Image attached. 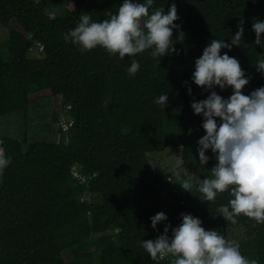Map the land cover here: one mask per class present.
Returning a JSON list of instances; mask_svg holds the SVG:
<instances>
[{
    "label": "trees",
    "instance_id": "obj_1",
    "mask_svg": "<svg viewBox=\"0 0 264 264\" xmlns=\"http://www.w3.org/2000/svg\"><path fill=\"white\" fill-rule=\"evenodd\" d=\"M52 1L0 0V24L9 33L0 41V117L26 115L34 94L61 95L72 116L68 128L60 126L58 141L25 147L26 138L0 135V151L10 158L0 170V264H171V256L152 260L141 242L162 234L166 224L179 226L181 213L200 218L206 229L244 226L241 253L264 264V224L244 215L232 224L219 216L229 191L218 193L215 201L200 199L197 186L217 160L209 149L208 163L200 164L204 117L191 107L194 99L210 94L192 80L196 59L212 39L231 43L240 20L241 46L221 54L240 61L249 78L244 94L264 86V73L255 64L264 58V47L254 43L252 28L256 20L264 21V0H174L179 16L174 23L182 26L185 39L175 43L177 52L159 57L160 64L152 49L121 59L99 46L82 52L65 41L82 14L102 22L123 0H74V8L62 16L49 13ZM172 3L154 0L150 11L163 7L167 13ZM180 30H173L174 38ZM133 60L140 65L134 76L127 71ZM215 91L228 98L233 90L217 86ZM165 94L166 107L155 103ZM181 145L178 166L189 176L198 170L192 192L182 188L174 168L154 173L148 158L150 152ZM75 166L85 182L74 177ZM86 193H96L99 200L82 199ZM158 212L168 220L154 229L150 217Z\"/></svg>",
    "mask_w": 264,
    "mask_h": 264
},
{
    "label": "clouds",
    "instance_id": "obj_2",
    "mask_svg": "<svg viewBox=\"0 0 264 264\" xmlns=\"http://www.w3.org/2000/svg\"><path fill=\"white\" fill-rule=\"evenodd\" d=\"M153 4L154 0H123L118 12L102 22H93L90 15L82 14L78 24L64 34V39L82 52L99 46L111 55L119 54L121 59L152 49L151 55L160 64L158 58L177 52L174 45L177 41L183 42L185 34L182 26L174 23L179 19L174 0L167 13L163 7L150 11ZM243 25L244 21L240 20L231 43L212 39L195 61L192 80L210 91L206 99H194L191 104L194 113L204 117L202 127L206 134L198 141L199 161L202 165L208 163L209 157L205 153L209 149L217 160L210 176L200 181L197 192L201 194L202 202H211L218 193L229 191L231 198L228 204L217 209L219 216L232 224L237 223L240 215L264 224V86L244 94L242 90L249 78L240 61L227 52L221 54L222 49L241 46ZM252 28L256 33L254 43L264 47V21L256 20ZM174 29H181L175 38ZM255 64L257 71L264 73V58ZM139 67V62L133 60L127 68L129 75L134 76ZM217 86L221 90L231 87L232 94L223 97L215 91ZM188 92L192 95L191 87ZM168 102L167 94L160 95L155 101L165 107ZM216 118H220L219 123ZM191 132L189 129V134ZM180 147L182 150L184 146ZM9 163L10 158L0 152V170ZM173 174L184 190L192 192L188 169L177 166ZM182 174L189 178L180 179ZM181 217L179 226L172 228L170 223L166 224L162 234L141 242L152 260L171 256V264H259L257 259H249L241 253L237 240L226 239L216 229H206L202 220L192 214L181 213ZM150 219L155 229L168 217L166 213L158 212Z\"/></svg>",
    "mask_w": 264,
    "mask_h": 264
},
{
    "label": "rangeland",
    "instance_id": "obj_3",
    "mask_svg": "<svg viewBox=\"0 0 264 264\" xmlns=\"http://www.w3.org/2000/svg\"><path fill=\"white\" fill-rule=\"evenodd\" d=\"M74 8V0H53L48 11L51 15H64ZM12 26L21 29L16 22ZM9 37L7 28L0 24V41ZM33 53L36 50L32 51ZM28 113L15 112L0 117V135L10 136L23 141L26 138L25 147L34 141H58L60 139V126L72 120L67 102L61 95L36 97L32 95ZM151 169L154 173H166L182 163L181 147L169 146L163 151L150 152L148 154ZM198 170L193 171L190 179L193 185L198 180ZM91 201L99 200V196L91 195ZM219 233L226 239H235L238 242L246 239L245 227L235 226L227 229H219Z\"/></svg>",
    "mask_w": 264,
    "mask_h": 264
},
{
    "label": "built area",
    "instance_id": "obj_4",
    "mask_svg": "<svg viewBox=\"0 0 264 264\" xmlns=\"http://www.w3.org/2000/svg\"><path fill=\"white\" fill-rule=\"evenodd\" d=\"M37 47H38L39 50H43L44 45L41 44V43H38V44H37ZM68 108L70 109V108H71V105H68ZM65 123H66V124H63V126H64V128L66 129V128H68L69 125H71L72 121L70 120V122H65ZM67 123H68V124H67ZM0 152H2V151H0ZM72 173H73L74 177L78 178L81 182H85V181H86V177L80 174V172L78 171V169H77L76 166L73 167ZM91 195H97V194H96V193H86V194L83 196L82 199H86V200L92 202V201L90 200Z\"/></svg>",
    "mask_w": 264,
    "mask_h": 264
}]
</instances>
